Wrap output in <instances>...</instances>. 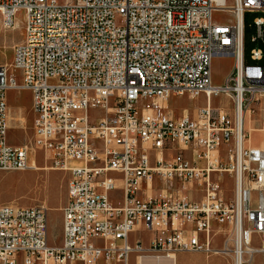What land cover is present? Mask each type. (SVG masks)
Returning a JSON list of instances; mask_svg holds the SVG:
<instances>
[{"label": "built area", "instance_id": "built-area-1", "mask_svg": "<svg viewBox=\"0 0 264 264\" xmlns=\"http://www.w3.org/2000/svg\"><path fill=\"white\" fill-rule=\"evenodd\" d=\"M19 11L24 39L0 65V170L32 169L31 146L7 140V92L25 89L33 142L69 178L59 246L45 205L0 204V264H130L133 254L180 252L232 255L235 264L264 258V149L246 143L247 114L255 122L264 113V0H0L1 24L14 29ZM223 11L234 22L214 20ZM249 13L262 16L248 23ZM217 56L233 58L221 85ZM175 96L205 104L176 117L165 104ZM220 96L231 111L214 105ZM91 109L103 115L94 120ZM157 178L169 187L143 197ZM194 187L202 198L186 195ZM138 226L152 233L148 245L131 241Z\"/></svg>", "mask_w": 264, "mask_h": 264}, {"label": "rangeland", "instance_id": "rangeland-1", "mask_svg": "<svg viewBox=\"0 0 264 264\" xmlns=\"http://www.w3.org/2000/svg\"><path fill=\"white\" fill-rule=\"evenodd\" d=\"M61 4L69 3L73 0H58ZM233 0H228V6H232ZM262 16L259 13L246 14L245 20L248 23H252L254 19ZM214 20L217 22H234V17L229 12H219L214 16ZM18 21V22H17ZM15 28H6L0 22V65L9 64L14 59L13 48L16 44L22 41L24 35L26 15L24 11H19L15 15ZM233 70V58L217 56L213 59L212 73L213 82L216 85L225 83L226 78L231 74ZM17 81L21 82V72L18 70L15 73ZM215 106L224 107L230 111L233 109L231 101L225 97H215L213 99ZM7 104L12 115L23 116L25 122H12V126L9 128L7 140L12 146L30 145L31 151L35 149L36 159L40 167L53 168L52 157L48 152H44L35 146L34 139V118L35 114L32 109V93L30 90L25 89H11L7 92ZM151 101H140L139 106L149 105ZM168 106V110L176 117H180L185 110L189 114H193L197 107L205 104V97L197 99H191L188 96H175L170 101L165 103ZM264 104V100H263ZM21 114V115H19ZM90 115L92 119H97L103 115V112L91 109ZM23 123V124H22ZM253 126L257 129L264 130V113L260 112L256 115ZM246 130L248 131V123L246 122ZM253 145H261L264 143V132L254 131L250 133ZM174 152H169L168 157H172ZM225 156V150L223 151ZM189 158L193 155L191 152L186 153ZM69 173L52 169V170H23V171H1L0 170V204L12 203L23 207H31L36 205H45L48 208L49 219V240L51 245L57 246L62 243L63 233V212L62 207L65 206L67 201V182ZM223 187L226 190L227 197L233 195V179L225 174L223 176ZM167 184L158 178L156 179L155 188L153 194H159L163 189L168 188ZM180 187L175 185L174 189ZM189 198L194 200L199 199L203 192L201 188H187L185 191ZM114 203L118 204V200L122 198V192L120 190L111 194ZM151 232L144 229V227L138 226L137 229L131 234V241L133 242L137 238H141L143 243L148 242ZM257 244V242H254ZM192 254V258L187 256H179L178 264H206L209 256L204 254ZM172 261V262H171ZM176 263V264H177ZM102 264V263H101ZM132 264H135L134 257L132 258ZM156 264V262H153ZM160 264H173V260L166 258L161 261ZM252 264H264V259L258 255Z\"/></svg>", "mask_w": 264, "mask_h": 264}, {"label": "crops", "instance_id": "crops-1", "mask_svg": "<svg viewBox=\"0 0 264 264\" xmlns=\"http://www.w3.org/2000/svg\"><path fill=\"white\" fill-rule=\"evenodd\" d=\"M24 35H25V31H24ZM24 35H23V37H22V40L24 39ZM13 122V121H12ZM25 122V121H24ZM13 125V124H12ZM8 126H9V124H8ZM10 128V127H9ZM19 146H21V145H19ZM255 146H258V147H260L259 145H255ZM156 183V182H155ZM154 190V189H153ZM153 190H150V191H148V189L146 188V185L144 184V186H143V193H142V196L143 197H149V196H157V195H154L153 194ZM200 198H202V196L200 197ZM199 198V199H200ZM66 204V203H65ZM62 209H63V207H62ZM141 227V226H140ZM151 237H152V234H151V236L149 237V239H148V242L145 244V245H148V243H149V241H150V239H151ZM136 240V239H135ZM134 240V241H135ZM133 241V242H134ZM223 244V242L221 241V240H218L217 241V243H216V245L217 246H221ZM61 245V244H60ZM57 246H59V245H57ZM190 253H196V254H204V255H206L205 253H201V252H180V253H177L176 255H177V257H179V256H187V257H189V259L190 258H192V254H190ZM207 256H209V259L207 260V262H206V264H235L234 263V260H233V257H232V255H224V254H211V255H207ZM258 256H260V257H262L263 258V256L261 255V254H258ZM134 257V261H135V264H139V257H137V255H135V254H133L132 256H131V260H130V264H132V258ZM167 257H162V258H159V259H155L154 257H151V256H146V257H143L142 259H143V263L144 264H153V262H159V261H162V260H164V259H166ZM171 259V258H170ZM264 259V258H263ZM177 262H178V259H177ZM178 264V263H177ZM186 264H188V262H186Z\"/></svg>", "mask_w": 264, "mask_h": 264}, {"label": "bare ground", "instance_id": "bare-ground-1", "mask_svg": "<svg viewBox=\"0 0 264 264\" xmlns=\"http://www.w3.org/2000/svg\"><path fill=\"white\" fill-rule=\"evenodd\" d=\"M18 22V21H17ZM12 112V111H11ZM10 112V109L8 108V114H7V117H8V124H9V127H11L12 126V121H15V122H18V121H21V122H23L24 123V121H25V118L23 117V116H14V115H12V113ZM185 114H188V111L187 110H185ZM19 115H21V114H19ZM246 122L248 123V132L249 133H252V132H254V131H261V132H264V130H261V129H257V128H255L254 126H253V119L252 118H250V114L248 113L247 114V118H246ZM22 123V124H23ZM247 144H252V139L251 138H249V140L246 142ZM260 147H262L263 149H264V143H262L261 145H260ZM32 151L33 152H30L29 153V157H30V164H31V167H32V169L31 170H52L53 168H49L48 167V165L46 166V167H40L39 165H38V162H37V159H36V154H35V149H32ZM149 185V188H148V191H150L151 189H152V187H153V180L152 179H150L149 180V183H148ZM253 249V246H250V247H247V249H244V251L242 250V251H238V254H242L243 256H244V254L245 253H249L251 250ZM240 252V253H239ZM167 258H171V260H173V264H176L177 263V259H178V257H177V255L176 254H174V255H171V256H169V257H167ZM156 259V258H155ZM172 262V261H171ZM161 263V261H159V262H156V264H160ZM139 264H144L143 263V259L142 258H139Z\"/></svg>", "mask_w": 264, "mask_h": 264}, {"label": "trees", "instance_id": "trees-1", "mask_svg": "<svg viewBox=\"0 0 264 264\" xmlns=\"http://www.w3.org/2000/svg\"><path fill=\"white\" fill-rule=\"evenodd\" d=\"M246 35L248 36V30H246ZM247 40H246V45H247ZM246 49H248V47H246Z\"/></svg>", "mask_w": 264, "mask_h": 264}]
</instances>
